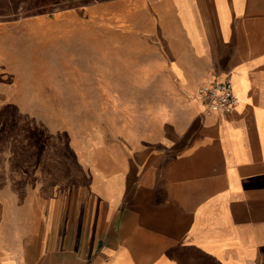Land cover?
Returning a JSON list of instances; mask_svg holds the SVG:
<instances>
[{"label": "crops", "instance_id": "obj_1", "mask_svg": "<svg viewBox=\"0 0 264 264\" xmlns=\"http://www.w3.org/2000/svg\"><path fill=\"white\" fill-rule=\"evenodd\" d=\"M102 1L160 125L108 126L118 151L49 195L1 187L0 264H264V0ZM225 76L235 106L206 111L199 88Z\"/></svg>", "mask_w": 264, "mask_h": 264}, {"label": "rangeland", "instance_id": "obj_2", "mask_svg": "<svg viewBox=\"0 0 264 264\" xmlns=\"http://www.w3.org/2000/svg\"><path fill=\"white\" fill-rule=\"evenodd\" d=\"M105 3L0 0V190L49 188L62 171L84 169L90 153L102 165L118 151L102 141L108 126L133 134L159 124L147 111L153 85L135 78L147 71L121 55Z\"/></svg>", "mask_w": 264, "mask_h": 264}, {"label": "built area", "instance_id": "obj_3", "mask_svg": "<svg viewBox=\"0 0 264 264\" xmlns=\"http://www.w3.org/2000/svg\"><path fill=\"white\" fill-rule=\"evenodd\" d=\"M228 76L212 78L203 84L198 93L206 111L228 113L236 104V96Z\"/></svg>", "mask_w": 264, "mask_h": 264}]
</instances>
